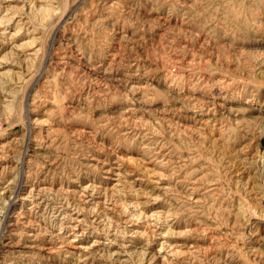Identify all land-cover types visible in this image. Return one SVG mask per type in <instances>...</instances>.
Wrapping results in <instances>:
<instances>
[{
	"label": "rangeland",
	"instance_id": "obj_1",
	"mask_svg": "<svg viewBox=\"0 0 264 264\" xmlns=\"http://www.w3.org/2000/svg\"><path fill=\"white\" fill-rule=\"evenodd\" d=\"M0 264H264V0H0Z\"/></svg>",
	"mask_w": 264,
	"mask_h": 264
}]
</instances>
